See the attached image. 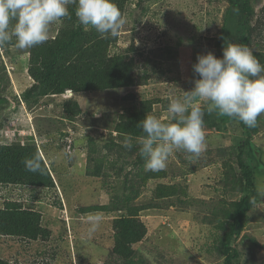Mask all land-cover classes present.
<instances>
[{
	"label": "rangeland",
	"instance_id": "374dc122",
	"mask_svg": "<svg viewBox=\"0 0 264 264\" xmlns=\"http://www.w3.org/2000/svg\"><path fill=\"white\" fill-rule=\"evenodd\" d=\"M227 5L228 0H128L123 13L126 23L114 44L109 46L108 53L130 55L131 47L138 50L142 56L141 68L148 75L146 84L74 96L81 113L72 120H62L60 104L68 100L67 96L42 98L37 107L28 109L21 100L22 93L33 84L26 73L27 50L11 45L0 49L3 66L0 99L6 101L0 108V144L29 140L43 156L46 168L52 169L53 165L57 171L50 170L51 178L57 183L52 189L34 193L25 187L0 186V205L3 200L14 201L39 212L43 217L42 226L50 231L47 240L33 242L0 237V259L11 264H144L140 259L145 264H220L221 259L214 249L217 236L210 225L203 222V217L215 215L217 220L223 221V210L239 200L240 192L223 188L227 183L223 177L227 166L223 164L224 160L234 156L228 154L229 147L240 144L244 138L236 124L225 125L228 121L222 122L216 111H204L210 127L204 124L206 143L202 153L195 156L184 150L175 151L161 170L166 171L167 176L159 181L186 188V197L182 196L181 202L163 199L158 201L159 208H147L148 202H155V186L159 182L148 181L134 198L142 209L139 217L147 234L138 245L131 247L130 260L118 259L110 252L112 244L107 240L112 238L111 223L118 215L116 210L97 211L104 219L91 237L86 235L87 214L77 216L72 212L78 211L80 206H113L114 197L119 194L115 180L123 179L129 172L135 176L129 164L135 151L127 149L126 155L130 159L124 160L123 165L117 164L123 169L121 173L116 165L105 169L109 177L102 195L100 181L84 175L87 137L105 139L109 132L117 136L113 129L119 123V117L129 116L145 101H158L147 114L168 122L170 101L182 98V91L192 90L194 80L199 79L192 70L197 54L208 51L215 54L214 44ZM263 5L264 0H256V16L252 22L251 47L260 53H264V24L257 26V22L261 20L258 13ZM59 24L60 20L50 25L49 38L55 35ZM134 77L137 83H144L142 75L135 73ZM201 107L202 110L206 108L207 102L202 101ZM46 131L50 132L39 140L38 134ZM256 133L251 141L256 164H260L257 179L261 180L264 179V114L257 118ZM61 135L66 138L62 140ZM221 151L226 152V156ZM104 154L105 150H101L93 156ZM230 164L239 176L237 165L233 161ZM168 201H173L175 207H168ZM242 233L255 239L258 249L253 264H261L264 198H259V203L248 213Z\"/></svg>",
	"mask_w": 264,
	"mask_h": 264
},
{
	"label": "trees",
	"instance_id": "16d2710c",
	"mask_svg": "<svg viewBox=\"0 0 264 264\" xmlns=\"http://www.w3.org/2000/svg\"><path fill=\"white\" fill-rule=\"evenodd\" d=\"M127 1L112 0L122 14ZM255 5L256 0H228L227 8L222 15L219 35L214 44L215 55L218 58L222 56L224 41L221 37H223L234 43L248 46L264 64V53H260L259 50L251 47L254 32L252 22L256 16ZM75 7V4H69V16L60 20L59 27L53 37L41 45L27 49L26 73L33 84L21 95L22 102L28 109H31L37 107L42 98H56L62 96L67 90L71 91L72 97L60 104L62 118H64L62 120H72L80 115L81 107L74 96L87 92L144 86L148 78L146 71L141 68L140 59L142 56L140 52H137L138 50L134 51L131 47L129 49L130 55H110L108 48L114 44L117 35L101 38L100 34L93 28L89 27L85 30L83 26H79L75 17ZM260 15L261 20L257 22V26L264 24V22L261 23L262 20L264 21L262 16L264 15V5L258 13V16ZM135 54H138V57L135 58ZM1 69L3 66L0 62V71ZM135 73L144 77L143 84L136 82ZM157 102H142L129 116H120L119 123L113 129L117 136H113L109 132L105 139H95L90 135L86 139L88 154L84 175L100 181L102 195L106 192L107 182L105 180L109 177L108 171L105 169L115 165L117 167V164L123 165L124 160L130 159L126 155L127 149L122 146L120 141L125 135L131 136L132 141H135L131 148L132 152L135 151V157L129 161L135 176L129 172L125 174L123 179L117 178L115 180L119 194L114 197L113 206H80L76 209L78 211L72 212L77 216L79 214L86 216L88 213L97 211L113 212L116 210L118 212L111 223L112 238L107 240L112 244L111 254L118 259L130 260L132 256L131 247L138 245L147 234V228L139 217L142 209L136 205L134 198L139 196L148 181L158 182L167 176L166 171L153 172L145 169L144 159L139 154L140 145L137 140L138 137L144 135L137 124L144 119L145 115L150 112L151 106ZM5 104L6 101L0 99V108H3ZM203 110H207V107ZM223 117H221L222 122L228 121L225 125L228 123L237 125L236 127L239 128L244 139L240 144L232 145L228 149V154L234 156H230L227 161L224 160L223 165L227 166V171L223 177L227 183L222 185L226 191L240 192L241 195L238 201L231 202L229 207L223 210V221L217 220L215 215L212 217L205 215L203 222L210 225L217 236L218 241L214 249L221 259L220 264H253L255 251L258 249L257 243L255 239L244 235L242 232L248 213L259 203L260 198L255 193L260 164H256L257 160L251 141L252 137L257 134V127L249 128L237 118ZM208 120L209 118L205 114V125L210 127ZM231 130L235 131V128L231 127ZM49 132L46 131L42 135L38 134L39 140L43 139ZM61 136L66 137L65 135ZM101 150H105L102 157L93 156ZM221 152L223 156H226V152ZM36 155L41 160L44 169L43 174L27 171L22 163L26 157ZM231 161L237 165L239 176L235 174L230 164ZM50 170L52 169L46 168L44 158L39 154L37 147L29 140L23 144L17 140L10 144L0 145V186L25 187L34 193L42 189H52L55 185L57 186V183L54 178H51ZM52 171L54 172V168ZM117 171L121 173L123 169L118 166ZM185 190L186 188L178 184L165 185L159 181L155 186V202H148L147 208H159L158 201L163 199H175L177 202H181V197H186ZM254 197L255 202H253ZM34 198L36 197L33 196V200H35ZM161 204L165 205V203ZM167 204L168 207H175L173 201H168ZM57 205L59 206V204ZM42 223L43 217L39 212L26 209L20 203L3 200L0 205V237L32 242L38 239L47 240L50 231L43 227ZM139 261L145 264L142 259ZM261 262L264 264V254ZM0 264L11 263L0 259Z\"/></svg>",
	"mask_w": 264,
	"mask_h": 264
},
{
	"label": "clouds",
	"instance_id": "9594fccd",
	"mask_svg": "<svg viewBox=\"0 0 264 264\" xmlns=\"http://www.w3.org/2000/svg\"><path fill=\"white\" fill-rule=\"evenodd\" d=\"M69 4L76 5L77 24L85 30L93 28L101 38L116 36L126 23L112 0H0V49L11 45L27 50L47 42L50 25L69 16ZM221 39L220 58L211 51L197 54L192 70L199 79L194 80L192 90L182 91V98L170 101L168 122L146 114L137 124L144 133L137 140L146 170L165 169L178 150L195 156L202 153L206 143L202 101L207 102L208 112L216 111L221 117L237 118L249 128L257 127V118L264 114V64L248 46ZM63 96L70 98L72 92L67 90ZM120 143L128 150L133 147L129 135ZM22 163L27 171L44 172L38 155L26 157ZM255 193L264 198V179L257 181ZM103 219L100 212L87 214L88 237L97 232Z\"/></svg>",
	"mask_w": 264,
	"mask_h": 264
},
{
	"label": "crops",
	"instance_id": "0c3cea01",
	"mask_svg": "<svg viewBox=\"0 0 264 264\" xmlns=\"http://www.w3.org/2000/svg\"><path fill=\"white\" fill-rule=\"evenodd\" d=\"M63 138H65V137H62V139H63ZM51 168L53 169V168H54V166H53V165H51ZM55 172H57V171H56V170H55V168H54V173H55Z\"/></svg>",
	"mask_w": 264,
	"mask_h": 264
},
{
	"label": "built area",
	"instance_id": "2783aa9c",
	"mask_svg": "<svg viewBox=\"0 0 264 264\" xmlns=\"http://www.w3.org/2000/svg\"><path fill=\"white\" fill-rule=\"evenodd\" d=\"M69 95L71 94V93H68Z\"/></svg>",
	"mask_w": 264,
	"mask_h": 264
}]
</instances>
